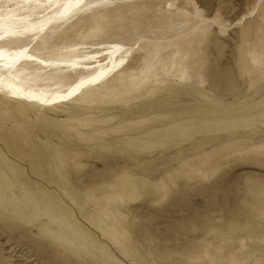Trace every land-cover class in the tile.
Wrapping results in <instances>:
<instances>
[{"label": "rangeland", "instance_id": "1", "mask_svg": "<svg viewBox=\"0 0 264 264\" xmlns=\"http://www.w3.org/2000/svg\"><path fill=\"white\" fill-rule=\"evenodd\" d=\"M94 1L72 22L8 45L77 61L118 49L116 69L70 103L0 94V170L17 179L0 184L10 192L0 196V264H264V0ZM66 73L62 83L75 78ZM159 126L204 139L150 172L135 156ZM51 192L74 206L85 195L93 220L73 223L117 250L90 263L50 234L59 223L32 202Z\"/></svg>", "mask_w": 264, "mask_h": 264}, {"label": "bare ground", "instance_id": "2", "mask_svg": "<svg viewBox=\"0 0 264 264\" xmlns=\"http://www.w3.org/2000/svg\"><path fill=\"white\" fill-rule=\"evenodd\" d=\"M95 2H97V1L88 2V0H0V94L4 95L7 99L12 100V101L22 102V103H32V104L44 105L47 108H54V107H58L60 105H64V104H67V103L74 101L82 93H84V91L87 90L92 84H94L95 82L102 79L103 76L108 75L111 72H113L117 66L116 60H115V54H116V51L118 48H115V47L104 49L103 54H102L103 56L105 55L104 57H100L101 55H99V56L94 55L91 57H87L86 58L87 60L84 59V60H79V61L72 60V59H60V58H55V57H48V56L39 54V53L35 52L34 50H31L27 46H25L23 48H14V49H11L8 47L9 44H11L12 42H15L16 40L23 39L25 37H28L29 35L41 33L42 31H44L47 28V26L49 24L72 22L82 9H85L86 7H88L92 4L95 5L96 4ZM84 18L85 17H80L76 21V23L77 22L82 23ZM108 59H109V61H107ZM110 59H112L113 65H112L110 71L108 72V70H109L108 66L111 65ZM89 68H91V69H89ZM86 69H89V70H86ZM66 72H74L75 78H73L70 82L62 83L60 81V79L63 76L68 74ZM88 78H89V80H88ZM41 103H43V104H41ZM194 112H195V110H194ZM179 113H180V110H179ZM192 114H194V113H192ZM167 120H168L167 121L168 123H174V122H172L171 119H169V117ZM165 122H166V120H165ZM165 122L163 124H167ZM163 124H161V125H163ZM166 127H167V125H166ZM180 127H181V129L184 128L183 125ZM173 128L175 129V127H173ZM181 129H179V131H181ZM188 131L185 132V134H182L183 138L181 137V135H179L178 140H177V139H175V136L171 137V135L174 133V130L172 128H170V129L169 128H163L162 129L161 127L157 128V132H152L147 137V141L149 142V145H150V150L147 152H145V151L141 152V153L137 154L135 157L143 159L147 162L145 169H147L148 171H150V172L158 171L160 169L159 165H161V161L163 162V164L168 163L169 159L171 158L172 155H174V153H176V154L178 153L180 155H184V153H186V151H187V153H189L188 151L190 150V147H191V146H189V144L192 143V142L189 143L190 139H192V138H194L195 140L198 139L199 142L198 141L197 142L199 145L196 146L194 144V142L192 143L193 145L196 146V149H197V147L201 146V144L203 142V141H201V138L204 139V136L203 135H202L203 137L201 136L200 130L198 131V129H197L198 132L196 134L195 133L190 134ZM193 131H195V130H193ZM162 143H163V145H162ZM159 144H161V146ZM173 144H175V146ZM158 161H160V162H158ZM158 163H160V164L158 165ZM134 165H136V164H134ZM161 168H163V167H161ZM64 178H65V176H64ZM64 181H67V180H64ZM5 182L6 183L8 182L10 185H15L17 182L16 175L12 174V173L11 174L5 173V172H2L0 170V184L5 183ZM61 182L62 181H60V183ZM56 183H58V181H56ZM67 183H63V184H67ZM68 185H69V183H68ZM66 186L67 185H65V188H66ZM2 188L3 187L0 188V196L4 197V194H6L8 191L3 190ZM60 188H63V187L60 186ZM21 189L24 192L26 191L24 188H21ZM67 189H69V188L67 187ZM73 189H75V188H73ZM64 190L66 191V189H64ZM80 190H78V191L80 192ZM61 191H62V189H61ZM65 191H63V192H65ZM98 191H101V190L98 189ZM72 192H74V191H72ZM8 193H10V192H8ZM76 193H78V192L76 191ZM97 194L98 193H96V195ZM61 195L62 194L60 193L57 196L59 198L58 199L59 201H56L53 199L56 196L52 195V192H51V194H49V195H44L43 200H39V201L33 200L32 207L34 208V206L39 205L35 208V209L38 208L39 213L44 212L45 214H47L51 218L52 221L57 222V224L59 223V225L65 224L66 225L65 228L66 227L68 228V229L66 228L67 231L69 229H71V230H74V232H75L76 230H78L77 228L80 227V230H81V232H79L80 236L76 239L75 235H74L75 233L73 234L74 237H73V235H70L69 233L65 234L66 231H65V233H63L61 231L63 228L59 225L56 226V230H54V231L49 230L48 232L49 233L50 232L58 233L59 236L57 234H55V236L57 235L59 237V240H61V243L65 242V243L73 244L74 246H76L77 247L76 249H79V250H81V252L84 253V254L82 253V255H84V259H86L90 263H91L90 256L93 257L92 254H95L96 252L101 251V253H102V251H104L106 249H107L106 251L110 250V252L111 251L113 252L116 248L111 247L112 244L109 245L110 244L109 242H107L109 244H107V243L105 244L104 241L101 242L99 239H97V237H95L93 235V232L92 233L90 231L88 232V229H86L85 227L80 226V225L77 226L75 223H73L74 219L72 217L75 216V214H77L79 216L82 215L88 221L90 218H92L90 220H93V217L90 216L91 213H89L90 211H92V210H90L91 205H89V203L87 202V200H86L87 198H85V195L84 196L82 194L80 195V196L84 197V200L78 202V203H80L79 206H74L75 202H73L74 203V205H73L71 203V201H70L71 199H69L70 197L68 195L65 194L66 195L65 197L60 198ZM6 196H7V194H6ZM92 196H93V194H92ZM100 196H102V195L100 194ZM98 198L99 197H97V199ZM4 199H5V197H4ZM91 200L94 201V199H91ZM6 202H8V205L6 206V210L7 209L9 210L10 204H11L10 199H7ZM76 202H77V197H76ZM94 203H95V201H94ZM3 204L5 207V202ZM97 204L92 205V206L96 207ZM108 204H110V203L108 202ZM123 207H125V206H123ZM123 207H122V209H123ZM101 208L103 209V207H101ZM35 209H33V210H35ZM117 209L120 211L119 208H117ZM117 209H115V211ZM97 210H100V209H97ZM104 210L107 211L108 207L106 209L104 208ZM110 212H112V211H110ZM94 213H95L94 215H96L97 211ZM107 213H109V210ZM94 215L92 214V216H94ZM105 217H106V215H105ZM123 219H124V217H123ZM97 220L98 219H96L94 222L96 223ZM95 223H93V224L95 225ZM99 223H100V221H99ZM99 223L97 222L98 225H99ZM97 224H96V227H97ZM105 224H106V222H105ZM81 225H82V223H81ZM100 225H101V223H100ZM121 225H123V224H121ZM100 227H103V226H100ZM111 227H113V226H111ZM125 227L127 228L128 224H127V226L125 225ZM132 227H134V226H132ZM103 228H105V227H103ZM103 228L102 229L100 228L101 230H97V232L103 231L104 230ZM107 228H109V227L107 226ZM95 229H93V230H95ZM129 229H131V227ZM113 230L116 231V228H113L112 231ZM69 232H71V231L69 230ZM117 232H118V229H117ZM132 232H133V230H132ZM137 232L138 231H136L135 233L137 234ZM52 233H50V234H52ZM108 233L109 232L107 229L106 234H108ZM113 234L116 235V232L115 233L113 232ZM113 234H112V237H113ZM118 234H117V236L120 237V235H118ZM100 235H103V234L101 233ZM108 235L110 236V234H108ZM126 235L127 234H125L123 236H126ZM76 236H78V235H76ZM109 236H107V237H109ZM117 236H115V238ZM123 236H121V237H123ZM112 237H110V238H112ZM133 238H131V239H133ZM123 239H124V237H123ZM128 239H127V241H128ZM120 240H122V239H120ZM109 241L112 243L111 240H109ZM131 241H133V240H131ZM138 242H139V240H138ZM69 244H67V245H69ZM116 244H117V242L115 243V245ZM142 246H141V248L143 249ZM96 247L99 249H97ZM116 247L118 248V245ZM122 248H124V247H122ZM127 248H129V247H127ZM76 249L72 248V251H70V252H71V255L78 258V254L80 251L76 250ZM101 249H103V250H101ZM69 250H71V249H69ZM127 250H124V252ZM139 250H141V249H139ZM144 250H146V249L144 248ZM119 251H120V249H119ZM142 251L143 250H141V252ZM149 251H150V249H149ZM151 253L152 252H150V254ZM119 255H120V253H118V256ZM125 255H127V254L125 253ZM156 255H157V253H156ZM158 255H160V254H158ZM158 255H157V259H159ZM109 256L110 255H108V257ZM161 257H163V256L161 255ZM165 257H163V258H165ZM163 258H160L161 261H164ZM166 258H168V256ZM166 258H165V260H167ZM174 259H172V261ZM97 260L99 261V259H97ZM176 260H178V259L176 258ZM167 261L169 263L171 262L169 260H167ZM180 261H182V260H180ZM115 262H116V260H115ZM165 262H164V264H165ZM175 262H173V263H175ZM177 263H175V264H177Z\"/></svg>", "mask_w": 264, "mask_h": 264}]
</instances>
